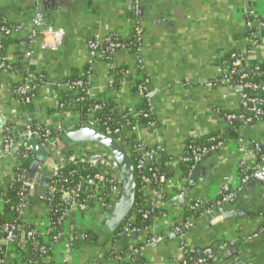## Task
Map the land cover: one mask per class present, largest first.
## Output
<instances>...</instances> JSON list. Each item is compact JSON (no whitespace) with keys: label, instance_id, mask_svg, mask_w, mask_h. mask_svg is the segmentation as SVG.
Wrapping results in <instances>:
<instances>
[{"label":"crops","instance_id":"crops-1","mask_svg":"<svg viewBox=\"0 0 264 264\" xmlns=\"http://www.w3.org/2000/svg\"><path fill=\"white\" fill-rule=\"evenodd\" d=\"M37 1L0 0V16L23 28L8 37L10 43L3 52V61L16 63L18 73L0 72V196L13 181V170L21 165L14 154L3 149L5 132L22 130L27 125L72 128L79 117L76 108L70 106L66 111H57L55 98L65 90V82L74 73L89 66L90 98L113 101L122 112L139 105L134 82L140 76L147 77L156 128L139 124L130 138L141 140L150 148L162 146L168 155L179 158L186 138L222 133L229 126L226 113L239 111L236 88L206 86L218 78L225 58L236 52L246 55L247 66L264 63V0H41V12L35 5ZM247 23L251 25L248 27ZM136 26L142 31L138 51L125 48L109 60L97 57L88 65L90 39L109 34L128 39ZM29 28L37 35L35 43H31ZM49 30L53 33L48 34L47 44H43L41 33ZM28 51L31 55L26 58ZM112 67L126 69L117 88L109 87ZM30 76L34 81L37 76L43 77L44 83L35 82L37 88H34V83L28 81ZM15 87L24 88L22 95L14 93ZM32 91L30 102L24 104L21 100ZM237 132L243 144H248L246 147L252 146L245 159L248 163L255 162L262 155L252 148L264 139V124L258 122ZM242 145L226 139L214 154L203 158L202 171L192 185L187 184L188 178L183 181L179 170H175L160 187H148L145 193L148 200L164 213L154 218L153 230L157 234L170 232L182 215L181 202L185 197V204L197 199L212 203L220 199L221 190L234 186L236 166L244 158ZM17 146H21L19 141ZM182 192L184 195L177 203ZM224 205L227 213L236 211L241 217L235 228L234 218L211 224L204 216L196 222L197 227L186 233L185 242L196 255L198 251L215 249L222 256V264H264V234L252 237L264 226L263 184L251 180L234 202ZM2 209L0 199V215ZM97 209L92 204L89 220L74 216L78 233L91 235L103 218ZM24 221L30 222L26 218ZM146 236L148 231L143 230L138 235L121 238L116 251L140 245ZM180 243L177 235H168L156 247L141 251L138 256L145 264H177ZM76 245L75 264H93L100 253L105 254L107 263L119 264V256L107 259L106 251L111 250L98 239L78 241ZM11 258L21 264L19 254L13 252ZM52 261L61 262L59 257Z\"/></svg>","mask_w":264,"mask_h":264},{"label":"built area","instance_id":"built-area-1","mask_svg":"<svg viewBox=\"0 0 264 264\" xmlns=\"http://www.w3.org/2000/svg\"><path fill=\"white\" fill-rule=\"evenodd\" d=\"M247 1L250 2L252 0ZM250 25L251 23H247L248 27ZM20 30H23L21 26H16L14 28H8L4 26L0 27V54H3L4 52V45L2 42L5 40V38H8L13 33L20 32ZM28 30L30 31L29 38L31 39V43H35V37L37 35L34 32V29L30 30L29 28ZM52 33L53 32H51V30L41 33L43 44H47L46 37H48V34ZM141 33V29L136 26L131 37L128 39H122L115 34H109L101 39L97 37L94 39H90L87 43L89 56L88 65L93 63V61L97 57H103L104 59L109 60L113 54L118 51L124 50L125 48H134L136 51H138L140 39L142 36ZM51 45L54 46V43H52ZM30 55L31 51L25 53L26 58H29ZM229 55L231 61L230 67L225 71L221 70V72L218 74V78L209 81L208 83H206V86H230L238 90L240 108L238 112L227 114L225 116L226 124H228L229 126L233 125L236 122L241 125L240 129H243V127L254 125L258 122L264 124V85H257L248 80L246 69L251 66H247L245 64V54L233 52ZM253 67L255 74L261 75L259 67L256 65H253ZM114 68L115 67H112L111 69ZM0 72L17 74V70L14 69V65L12 63H6L2 60H0ZM79 73L81 78L85 77V82L78 80L73 83L64 85V91H66L70 96V105L72 107H75L77 112H79V102L84 99V97L80 96L81 90L87 87L86 96L88 99H92L88 94V80L90 74L89 66L87 67V70H83ZM125 74L126 72L124 73V75ZM236 75L238 76V80L237 82H233L232 77ZM28 79L29 82L34 83V88H37L34 77L30 76ZM134 83V87L137 88L136 93L138 94L140 103L145 102L147 104L149 115L137 111L136 108L134 110L124 111L123 117L126 118V121L121 127H116L114 129L104 127L103 131L101 132L97 127L99 125L98 120L94 117V112L99 110L100 108V106L96 104L86 115L85 122L87 123V125L85 126L97 129L99 132L112 137L116 142L120 143L124 147L126 152H128L132 156V158L135 156L138 157V160L135 163L136 170H143L148 164L156 162L159 159L160 155L166 152L162 146H155L150 148L145 146L141 140L134 141L130 138V134L137 129V126L139 124H141L139 123L140 118H144L147 116L153 117V120L143 125L150 129L156 128V119L154 120L155 117L151 104L148 78L145 76H140ZM112 85L113 80L109 82V87L112 88ZM30 89L31 86L29 90ZM23 90L24 88L22 89L20 87H15L13 91L16 95H22ZM21 101L24 104H27L30 102V97H25ZM55 107H62L57 97L55 98ZM73 127L75 128V126ZM56 129L60 132V134L66 132V129H62L59 127H56ZM49 135L50 130L49 128H47V126L45 127V129H41L39 128V126L30 127L29 125H27L22 130H7L3 137V149L9 154H14V156H16V158L22 163L23 160L29 159L30 157L31 159H33V150L29 141L34 138L38 143V140L40 138H43L44 141L41 144L38 143L43 147L51 141L50 139H48ZM216 139L220 141L216 144H212L209 147H189V155L185 156V151H183L182 155L179 158L173 157L171 161L166 162L165 167L170 171L179 170L177 168L178 162H185L188 160L192 161L195 165L196 163H198V161H200L208 154L216 152L220 145L226 140L222 136H218L216 138H210L209 141L215 142ZM17 141L21 143L20 147L17 146ZM236 142L241 145L243 144L241 139ZM246 145H242L244 158L241 159L236 166V184L231 188H226L220 191V199L216 203L218 205L225 204L235 199L242 191L244 186L247 185L251 180H253L255 172L264 163V156L258 158L253 163H248L245 157L248 155V149L250 150L251 145H249V147H246ZM20 148L22 149L21 151H19ZM87 151L84 150L75 154H71V156L64 163H62L60 168L55 169L54 171L53 178L50 182V186L47 192V201H49V197H51L55 192H60L61 205L64 206V212L59 217L57 222L53 223L49 215H47L43 224L40 226L34 225V229H25L26 225L32 224L31 222H28L27 224L24 223V225H0V233H3L0 234V264H20L19 262L11 258L13 252L19 254L22 257L21 264H31L30 252L32 249H30V246L33 248V251L37 250L40 253V256L35 260L34 264H54V262L52 261V258L54 257H59V259L61 260L60 264H75L77 248L72 242L73 237L76 238L75 240L77 241H83V233L77 232L73 222L74 216L80 215L83 220L91 219V206L90 204H87L85 199H80L81 197L79 191L85 188L92 193V195L88 197V199L93 202L92 204L98 207V211L101 212L103 217L117 195L119 183V175L117 170L114 168L112 159L100 151ZM67 164L80 165L82 168L87 167L93 170V173L91 175H85L84 177H81L79 184L73 186L72 188L59 190L58 182L62 180L60 170L63 169ZM22 179L23 177L21 178V181ZM157 179H159V182L164 181L163 177H157ZM140 183V190L145 195L146 189L152 184L147 178H142ZM23 185L24 183L22 181V188ZM105 185H108L110 187V193H108L107 202L102 197V188ZM182 195H184L183 192L182 194L180 193L177 196V203L180 202ZM3 196H0V199L2 201H4ZM24 200L25 198L23 195L21 199V205H19L17 209L20 216H22L23 218ZM206 202L208 201H205L203 199L193 200L184 204V209L187 208L190 211H198L200 212L199 218H202L209 215L213 209L212 206L206 207ZM150 203L151 206H154L152 202ZM141 214L142 217L146 219L149 212L145 211ZM130 222H132L131 219ZM56 225H61L60 231L56 232ZM193 225L194 220H183L181 215L180 219H178L176 223L174 222L168 234H157L151 227V224L147 229H145L148 231V236L141 240L140 249H133L132 253L138 255L141 251L156 247L166 238V236L177 235L181 240V249L177 264H187L184 255L190 251L189 248L191 247L185 242L184 238L186 236V233L193 227ZM262 230H264V228H262L260 231ZM135 231L136 230L132 229L131 225L127 223L122 228L121 232L116 235L115 241L118 243L121 238H129L131 235H135ZM50 232H55V234L53 236H50ZM39 241H41V244ZM107 252L108 251H106V253ZM128 259V257L118 259V262H124ZM211 259L212 257L208 255L204 258H198L197 260L190 259L189 262L190 264H205L208 260L210 261ZM104 260L105 254L100 253L97 257V260L93 264H99L100 262L98 261H101L100 264H109Z\"/></svg>","mask_w":264,"mask_h":264},{"label":"trees","instance_id":"trees-1","mask_svg":"<svg viewBox=\"0 0 264 264\" xmlns=\"http://www.w3.org/2000/svg\"><path fill=\"white\" fill-rule=\"evenodd\" d=\"M2 26L8 27V28L9 27L14 28L17 25L8 23L3 17L0 16V27H2ZM250 33H252V31H250L249 34ZM7 39L8 38H5V40L2 42L4 45L3 51L7 48V44L10 43V40H7ZM0 60L3 61V54H0ZM225 62L226 63L223 65V68H222V70H224V71L227 70L231 65L230 55H228L225 58ZM13 65H14V69L18 70L19 66L16 63ZM256 66L259 67L261 75L255 74V71L253 70L254 67L251 66V67L246 69L247 74H248V80L252 83L257 84V85H264V63L256 65ZM84 70H87V68H85ZM125 72H126V69L124 67H118V68L111 69L110 74H111V77L113 80L112 88H117L120 86V81H121L122 76L124 75ZM232 78H233L232 79L233 82L234 81L237 82V80H238L237 75L233 76ZM78 80H81L84 82L86 81L85 77L81 78L80 73L76 72V73H74L73 77H71L67 82H65V84H70V83H73V82L78 81ZM35 82L39 85H42L44 83L43 77H39V76L35 77ZM133 90H134V92H137L136 87H134ZM86 93H87V87H85L80 92V96L84 97V99L81 100L78 104V108H79L78 116L79 117H78V120L76 122H74L75 128H79V127L87 125V123L85 122V117L90 112V109L96 104H98L100 106V108H99V110L94 112V117H95V119L98 120L99 125L97 127L100 129L101 132L103 131L104 127H109L111 129H114L116 127H121L125 123L126 118L123 117L124 112L120 111L118 106L113 101L105 102V101L96 100V99L90 100L87 98ZM33 94H34V91H32V93L30 95H28V97H31ZM69 98H70V96L68 95V93L66 91L60 92L57 95V99H59V103H60V105H62V107L61 108L56 107V110L57 111H66L67 109H69L71 106L70 102H69ZM136 110L149 115L148 107H147V104L145 102L139 103V105L136 107ZM232 113H236V112H229L226 114H232ZM151 120H153V117L147 116L144 118H140L139 123L145 124ZM154 120H155V118H154ZM33 126H35V125H33ZM240 126L241 125L239 123L235 122L233 125L228 126L226 128V130H224L220 134L219 133L211 134V135H207V136H204V137L198 138V139L186 138L185 139V150H184L185 156L189 155V152H190L189 147H193V146L209 147L212 144H216L220 141V140L216 139L215 142H210L209 139L213 138V137L216 138L218 136H222L225 139H233L235 141H238L240 139L243 140V138H240L241 136L238 135V132H237V130L241 128ZM45 127L46 126H39V128H41V129H45ZM47 128H49V130H50V135H49L48 139L52 140V139L56 138L57 136H59L60 132L56 129V127H48L47 126ZM43 141H44V139L40 138L38 140V143L41 144ZM21 150L22 149L20 148L19 151H21ZM87 152H90V151H87ZM212 154H214V153H210L207 156L212 155ZM132 159L134 162V169H135L134 176H135L136 189H137L136 198H135V206H134V210L132 211L131 215L124 222V224H122V226L113 234V236L109 239V241L106 242V245L109 246L108 248L111 250V251L107 252L108 256L111 255V253H113V252H117L116 248H117V245L119 242L117 243L115 241V237L117 234H119L121 232L122 228L127 223H129L131 225L132 229L136 230L135 234L138 235V233L140 231L147 229L153 223L154 218L162 215V213H163V211L154 208V206H151V203L148 200L146 194L144 195V193L140 190L141 189V183L140 182H141L142 178H147L150 180V182L153 186L160 187L161 182H159V179H157V177H163L164 181L166 179L170 178V176L172 175V172L165 167V163L168 161H171L173 159V157L168 155L167 153H162L156 162H154L152 164H148L146 166V168L143 170H136V168H135V166H136L135 163L137 162L138 157L135 156ZM31 161H32L31 157L29 159L23 160L21 165L13 170V175H14L13 181L10 183V185L8 186V188L6 189L4 194H2V195H4L3 196L4 201H3L2 213L0 215V225H4V224H10V225L22 224V225H24V223H25L24 218L22 216H20L17 209H18V206L21 205V199L23 197L21 178L27 172ZM193 166H194V164L190 160L185 161V162H182V161L178 162L177 168L179 169V171L181 173V178L183 180L187 179V177H188L190 171L192 170ZM60 173H61V179L62 180L58 182V189L59 190H65V189L72 188L73 186L79 184L80 178L84 177L85 175H91L93 173V170H91L87 167L82 168L80 165L67 164L63 169L60 170ZM183 186L185 187L186 183H184ZM108 193H110V187L108 185H105L102 188V197L105 199L106 202L108 200ZM79 194L81 197L80 199H85L87 204H90V206H92L93 202L90 201V199H88V197H90L92 195V193L89 190L83 188V190L79 191ZM216 202L217 201H214L210 204H208V202H206L205 206L206 207H211V206L213 207V205H215ZM145 211L149 212L148 217L146 219H144L142 217V214H141L142 212H145ZM63 212H64V206L61 205V195H60V192L57 191L51 197H49L48 215H49L51 221L53 223H55L58 221L59 217L63 214ZM199 217H200V212L190 211L187 208L183 209V212H182L183 220L192 219V220H194V223H196L199 220ZM130 219L132 220V222H130ZM56 228H57L56 232L60 231L61 225H56ZM25 229H27V230L34 229V225L28 224L25 226ZM0 234H3V233H0ZM50 234H51L50 236H53L55 234V232H50ZM160 234H162V233H160ZM1 236H3V235H1ZM89 236H90V232H84L83 233V242H85V243L88 242ZM75 239L76 238L73 237L72 242L77 247L76 242H78V241ZM39 242L41 244V241H39ZM30 249H32L30 252V261H31V264H34L35 260L40 256V253L37 250L33 251V248L31 246H30ZM133 249L134 250L140 249V245H132L131 247H123L120 252H117L116 254H113L109 257L107 256V259L111 260L112 257H116V256H119L120 259L128 257L129 259L127 261L119 262V263L120 264H145V261L142 257H139L138 255L132 253ZM189 250L190 251L184 255V258H185L187 264H190V262H189L190 259L197 260L199 258V256L196 255V253L192 250V248H189ZM98 262L101 263V261H98ZM205 264H211V262L208 260Z\"/></svg>","mask_w":264,"mask_h":264},{"label":"water","instance_id":"water-1","mask_svg":"<svg viewBox=\"0 0 264 264\" xmlns=\"http://www.w3.org/2000/svg\"><path fill=\"white\" fill-rule=\"evenodd\" d=\"M35 5L38 7V11L41 12V9H43L42 1L38 0ZM28 88H30V85ZM29 143L32 146L33 159L22 179L24 183L22 188L24 191L23 195L25 196L23 213L24 218L35 226L42 225L48 215L47 192L54 171L55 169H59L71 154L84 150H92L100 151L112 159L114 168L119 175L117 195L101 221L95 226L89 236V240L98 239L102 244L108 242L134 210L137 189L132 156L112 137L89 126L69 128L66 132L61 133L43 147L34 138ZM254 149L257 154L264 155V139L255 143L252 150ZM202 161L203 158L190 171L187 177V184L192 185L198 180L202 171ZM41 170L43 171L41 172ZM253 181L261 182L264 186V163L255 172ZM37 184L40 185L38 188ZM235 200L236 198L231 200L230 203ZM185 202L186 197L181 202L182 209ZM208 203L210 204V202ZM255 215V217H258L257 214ZM229 217L234 218L232 226L235 228L237 223L240 222L239 218H241L238 216V213L236 211L227 213L224 204H215L213 205L212 212L207 215V220L211 224H216L227 220ZM197 225L198 223H194L192 229L197 227ZM262 234H264V230L255 238H259ZM229 251L230 249L225 250L224 253ZM197 253L199 258L210 255L212 257L210 260L211 264H222V256H219L215 249L205 253H200L199 251ZM228 264H232V262Z\"/></svg>","mask_w":264,"mask_h":264},{"label":"flooded vegetation","instance_id":"flooded-vegetation-1","mask_svg":"<svg viewBox=\"0 0 264 264\" xmlns=\"http://www.w3.org/2000/svg\"><path fill=\"white\" fill-rule=\"evenodd\" d=\"M262 156H264V155H262ZM262 156H261V157H262ZM42 171H43V170H41V172H42ZM38 186H40V185L37 184V188H38ZM23 193H24V191H23ZM24 198H25V196H24ZM262 228H264V226H263ZM262 228H261V229H262ZM261 232H262V231H260L259 234H260ZM259 234L256 233V234H254L252 237L255 238V237H256L257 235H259Z\"/></svg>","mask_w":264,"mask_h":264},{"label":"rangeland","instance_id":"rangeland-1","mask_svg":"<svg viewBox=\"0 0 264 264\" xmlns=\"http://www.w3.org/2000/svg\"><path fill=\"white\" fill-rule=\"evenodd\" d=\"M259 127H261V125H258ZM127 239V238H126Z\"/></svg>","mask_w":264,"mask_h":264}]
</instances>
